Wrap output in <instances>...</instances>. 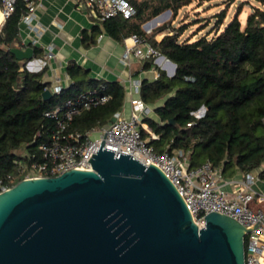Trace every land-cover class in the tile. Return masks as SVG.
Instances as JSON below:
<instances>
[{
    "label": "trees",
    "instance_id": "1",
    "mask_svg": "<svg viewBox=\"0 0 264 264\" xmlns=\"http://www.w3.org/2000/svg\"><path fill=\"white\" fill-rule=\"evenodd\" d=\"M130 1L135 15L102 20L103 30L117 40L131 34L145 37L176 64L172 76L159 70L156 79L144 78L140 83V97L146 103L165 99L154 108L158 119L144 118L159 135L150 143L161 152L181 148L188 153L191 166L209 160L221 167L224 175H232L235 169L249 171L259 167L264 162V8L254 7L244 24L235 14L212 36L206 34L192 40L180 38L185 25L162 24L151 34L142 28L143 22L162 11L170 9L177 14L192 0ZM257 1L264 5V0ZM27 12L26 1L17 0L0 26V177L11 176L14 183L25 176L20 168L29 163L22 153L37 149L40 138L33 141L35 132L55 127L54 119L45 115L47 110L88 88L108 93L107 101L75 115L66 126L67 132L84 133L108 122L125 96V88L118 81L89 77L88 69L70 61L67 73L72 82L43 99L42 92L49 87L44 80L46 65L38 71L28 70L25 62L10 51L22 46L19 23ZM224 16V11L217 15L216 27ZM93 31L98 33L101 28L96 25ZM161 32L165 34L156 39ZM33 48V55L42 57V48ZM142 68L158 70L152 57L145 60ZM100 83L105 87L100 88ZM202 105L205 114L196 118L192 112ZM142 135L146 137L148 133L143 130ZM260 174L264 176V171Z\"/></svg>",
    "mask_w": 264,
    "mask_h": 264
},
{
    "label": "water",
    "instance_id": "2",
    "mask_svg": "<svg viewBox=\"0 0 264 264\" xmlns=\"http://www.w3.org/2000/svg\"><path fill=\"white\" fill-rule=\"evenodd\" d=\"M10 51L28 61L34 48ZM89 161L0 191V264H244L245 232L259 222L245 229L212 211L198 227L156 165L115 156L103 141Z\"/></svg>",
    "mask_w": 264,
    "mask_h": 264
},
{
    "label": "built area",
    "instance_id": "3",
    "mask_svg": "<svg viewBox=\"0 0 264 264\" xmlns=\"http://www.w3.org/2000/svg\"><path fill=\"white\" fill-rule=\"evenodd\" d=\"M16 1L0 0L3 21L14 10ZM25 1L28 12L21 20L30 25L36 35L22 41V46H19L21 48L28 45L36 46L40 34L44 31V28L32 23L35 1ZM84 3L90 7L91 15L98 20L116 15L131 18L136 13L135 6L130 0H84ZM144 27L149 29V24H145ZM131 37L134 41L133 46H126L122 55L125 64H129L132 55L142 59L152 57L158 70L163 68L167 70L165 64L161 62V58L169 61L167 57H163L145 37L136 34H132ZM44 49L43 57L33 55L31 60L24 61L25 68L31 71L42 69L46 61L53 56V45L47 44ZM158 75L159 72L156 76ZM99 87L104 88L105 84L100 83ZM139 87L138 83L135 84L134 90L138 92ZM62 88L63 86L57 83L49 89L52 93H58ZM109 97L108 93L98 88H88L74 98L67 99L63 104L47 110L45 115L54 119L55 127L45 131L38 129L35 132L33 141L40 138L37 149L22 153L29 160L28 164L20 168L21 172H25L24 177L54 176L72 168L91 169L89 159L103 141V148L113 149L115 156H119L120 152L128 153L145 165L151 163L160 168L182 196L198 227L204 226L205 215L212 211L233 217L244 225L245 229L259 222L256 227L245 232L244 264H264V195L253 187L255 175L246 171L240 177H228L223 174L221 167H215L209 160L191 166L188 153L181 148L158 151L150 141L158 140L159 135L144 121L151 107L141 97L131 99L127 114L124 108H119L108 122L92 126L84 133L66 131L67 124L75 115L107 101ZM205 111L206 108L202 105L192 114L199 118ZM143 130L148 133L146 137L142 135ZM94 133L96 136L92 137ZM13 184L11 176L7 179L0 177V191L10 188ZM252 202L260 205L253 207Z\"/></svg>",
    "mask_w": 264,
    "mask_h": 264
},
{
    "label": "crops",
    "instance_id": "4",
    "mask_svg": "<svg viewBox=\"0 0 264 264\" xmlns=\"http://www.w3.org/2000/svg\"><path fill=\"white\" fill-rule=\"evenodd\" d=\"M34 1L36 6L32 23L44 28L36 47L42 48L43 57L45 45H53V56L45 64L47 69L44 80L49 82V88L52 89L57 83L67 87L72 82L67 73V64L74 61L89 70V77L109 82L118 81L122 84L125 88V96L120 108H124L127 114L131 99L140 97V87L136 92L135 84L138 83L140 86L144 78L156 79V74L159 72L154 68L143 69L146 59L134 55L130 57L129 64L123 62L122 55L126 46L134 44L132 34L122 40L111 37L103 30L102 20L91 15L90 7L84 3V0ZM96 25L101 28L98 33L93 31ZM19 34L22 41H27L28 37L36 35L24 20L19 23ZM164 100L163 98L152 104L147 103L151 107L147 116L158 119L154 108L161 105ZM262 171H264V162L259 167L249 170L256 177L253 183L254 189L264 195V176L260 174ZM244 172L246 171L235 169L232 175L225 174V176L240 177ZM251 205L256 207L260 204L252 202Z\"/></svg>",
    "mask_w": 264,
    "mask_h": 264
},
{
    "label": "rangeland",
    "instance_id": "5",
    "mask_svg": "<svg viewBox=\"0 0 264 264\" xmlns=\"http://www.w3.org/2000/svg\"><path fill=\"white\" fill-rule=\"evenodd\" d=\"M254 7L264 8V5L257 0H192L190 3L182 6L177 14H174L170 9L162 11L157 16L143 22L142 28L147 34H151L155 28L162 24L175 27L185 25V31L182 33L181 39L187 37L193 40L206 34L210 37L216 29H222L235 14H238V17L244 24L247 14L252 12ZM223 11L225 12L223 22L220 26L216 27L217 15ZM157 18L159 19L152 24L151 22ZM145 24H149L151 31H148L149 29L144 27ZM164 34L165 32L158 33L155 38L159 39ZM162 70L165 71L166 75H170L168 69L163 68ZM94 136H96L95 133L92 137Z\"/></svg>",
    "mask_w": 264,
    "mask_h": 264
},
{
    "label": "bare ground",
    "instance_id": "6",
    "mask_svg": "<svg viewBox=\"0 0 264 264\" xmlns=\"http://www.w3.org/2000/svg\"><path fill=\"white\" fill-rule=\"evenodd\" d=\"M159 18L155 19L153 22H151L152 24L156 22V20H158ZM3 21L2 15L0 13V24ZM161 62H163L165 64V66L167 67V69L169 70V73H172L173 69H174V65L170 62V61H166L164 58H161ZM35 66V65H33ZM34 68V67H33Z\"/></svg>",
    "mask_w": 264,
    "mask_h": 264
}]
</instances>
